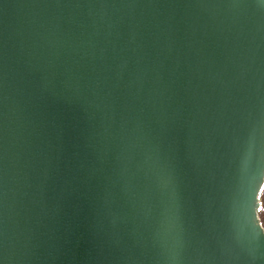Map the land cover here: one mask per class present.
Returning <instances> with one entry per match:
<instances>
[{"label": "water", "instance_id": "1", "mask_svg": "<svg viewBox=\"0 0 264 264\" xmlns=\"http://www.w3.org/2000/svg\"><path fill=\"white\" fill-rule=\"evenodd\" d=\"M261 0H0V264H264Z\"/></svg>", "mask_w": 264, "mask_h": 264}, {"label": "trees", "instance_id": "2", "mask_svg": "<svg viewBox=\"0 0 264 264\" xmlns=\"http://www.w3.org/2000/svg\"><path fill=\"white\" fill-rule=\"evenodd\" d=\"M260 201H261V207L259 209V218L264 227V188L262 189V192L260 194Z\"/></svg>", "mask_w": 264, "mask_h": 264}, {"label": "snow or ice", "instance_id": "3", "mask_svg": "<svg viewBox=\"0 0 264 264\" xmlns=\"http://www.w3.org/2000/svg\"><path fill=\"white\" fill-rule=\"evenodd\" d=\"M262 3H264V0H261Z\"/></svg>", "mask_w": 264, "mask_h": 264}]
</instances>
